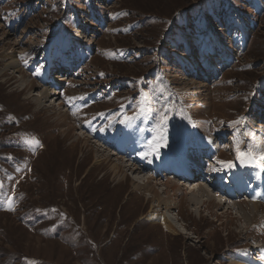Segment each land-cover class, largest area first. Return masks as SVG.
<instances>
[{"label": "rangeland", "instance_id": "rangeland-1", "mask_svg": "<svg viewBox=\"0 0 264 264\" xmlns=\"http://www.w3.org/2000/svg\"><path fill=\"white\" fill-rule=\"evenodd\" d=\"M4 55L20 68L0 78V264H229L239 252L264 264V194L250 192L264 191V0H0V70ZM22 77L34 94H59L39 109ZM130 129L139 153L105 145ZM78 135L92 143L83 149ZM99 147L128 165L124 185L96 162ZM238 149L256 162L238 160ZM157 153L162 168H152ZM218 172L243 173L249 189L231 199ZM148 176L160 192L177 184L170 194L185 208L157 214L189 235L151 228L148 193L132 184ZM200 179L225 208L192 212L187 194ZM253 201L261 209L249 223L237 208L223 214Z\"/></svg>", "mask_w": 264, "mask_h": 264}, {"label": "bare ground", "instance_id": "bare-ground-1", "mask_svg": "<svg viewBox=\"0 0 264 264\" xmlns=\"http://www.w3.org/2000/svg\"><path fill=\"white\" fill-rule=\"evenodd\" d=\"M11 58H8V56H6V55L3 56L2 59H3L4 63H5V65H4L3 69L0 70V78L1 77L5 78V76L8 75L7 74L8 72H10L12 74V75H10V74L9 75L12 76L13 78H14V75L16 73L19 74V68H20V66H19V64L17 63V61L15 59H11ZM51 65H52V63H51ZM53 66H54V64L52 65V68H53ZM43 75H45V73H43ZM47 75L48 74H46L45 77H47ZM60 78H61L60 75L59 76H52L51 77L52 81L55 82V84L59 83L58 80H60ZM16 84L19 86L20 92L22 94L26 95V97H27L26 99L32 100L34 98L32 100V102L35 103L36 106L39 107V109L42 108V107H44V104L46 102L53 101L55 99V97L58 96V94H59V93H57V91L54 90V87L53 86H49L48 88L45 86V88L43 90L41 89V91H39L37 94H34L33 93V89L36 87V86H34L35 84H33V82L31 80L25 79L23 77L20 78V80H18ZM54 92H56V93H54ZM76 111H78V109H76ZM55 114H56L55 117H56V120L57 121H59V122H65L64 120L66 119V115H65L66 113L64 114V112H58V113L55 112ZM70 131L71 132L73 131V127L72 126L70 127V129L68 130V132L66 131V132L63 133V135H64V137L66 139L68 137H70L69 136L71 134ZM94 131H96V130H94ZM129 131H130L129 137L126 138V139H124V140H123V137H120L119 135H118L117 138L116 137H113V136L112 137L110 136L111 140L109 142L107 141L109 138H107V139L104 138L103 140L106 141L105 142V145L108 146V147H113L117 151L118 155H124V153H126V151H127L128 155H132V154H135V153L136 154L139 153L137 151L138 150L139 151L142 150L144 147L141 146V143L139 142L138 137L136 135H134L133 133H131V129ZM99 135H100V136H98L99 138L103 137L102 134H99ZM78 140H79L78 143H80V142L83 141V143H82L83 144V149L86 146H89V144L92 143V140L90 138L85 137L84 135H80V136L78 135ZM74 145H73V148L72 149L75 148ZM120 145H122L121 148L119 147ZM106 146H104V147H106ZM128 148H136V149H133V150H129L128 151ZM83 149H82V152H83ZM100 149L101 150H99V152L103 153L102 154V157L105 158V159H102L101 160L100 157L97 155L95 157L96 158L95 159L96 162L97 163L100 162L101 166H104V164H109L110 163V166H109V169H108L109 172L106 175L108 177H111L113 179L112 180L113 182H118L117 185H116L117 187H120V185L122 186L123 183L127 182L125 169L128 168V165L125 166L123 163H121V159H119V158L117 160H113L112 159V156H114V155H106L107 154V150L106 149H103V148H100ZM66 152H68V151L66 150ZM59 153H60V150H59ZM66 159L68 161V158H66ZM62 160H63V158H62ZM67 161H66L64 167H62V168H65L66 170L68 169V166L70 165V162H67ZM52 162H54V164L57 163L56 161H52ZM159 163L160 162H154V165L152 166V168H156V167L162 168L161 166H159ZM63 164H62V162H60L59 163V166H62ZM65 169H61V170L64 171ZM130 170H132V168ZM136 170H138V169H135V172H136ZM139 170L143 172L142 169L139 168ZM144 170H148L149 171V169H147V168H145ZM59 172H61V171H59ZM234 174L235 173H233V172L231 174H229V178L228 179L230 181H232V182H230V184L233 185L235 187V189H236V195H235L236 197H234L236 199L238 197L240 198V196H241V193H239V189H242L243 190L245 188V186H246V179H245L246 175L243 174V176H241V178H242V180L244 182L243 185H241V184L238 183V182L241 181L240 179L238 180V182H237V179H233ZM215 175L216 176L213 177V179L215 180L214 181V184L219 185L220 182H221V180L219 178L220 172H218ZM150 177L151 176H148V179H146V180H144L142 182L141 181H133L132 184H133V187H134V192H139V194H140L141 193L140 191L143 190L146 193H148L146 195V197H145V201H148L149 203H151V214L147 215L146 217L152 223V227L151 228H155L157 226H161L163 228L164 232L165 233H168V235H171L172 237L181 238V237H183L184 234L189 235L186 229L183 228V230L182 229L178 230L176 228V226H175L176 219H173L174 217L171 218V216L168 217L167 215H162V214L161 215H158L159 213L157 214V212H161V210H165L166 212L169 213V211H170L171 208H173L176 205H178V203L176 201L177 196L175 197V195H177V194H175V193L173 195L170 194V192H175L176 191V188L175 187H177V184L174 183V182H172L171 181L172 178H170V180H167V182H165L164 184H162V186L164 188L163 190H165V191L164 192L163 191L160 192L156 188V186H158V185H155L154 184L155 180L153 178H150ZM165 177H167V175H165ZM105 181L107 182L108 180L106 179ZM207 181L210 182L209 179H207V180L206 179H204V180L203 179H200V180L195 181L194 182L195 183V187L192 189V193L187 194V195H190V197L187 198L188 201L190 202L189 203L190 206L194 207L192 209V212L195 213V215L197 217L201 216V214L203 212V208L206 211L212 212L213 208H217V209L219 207L225 208V206H227L228 203H229L228 202L229 201L228 199H226V198H224L222 196H219V195L215 194L214 192H211V190L205 188L204 186H205V184L208 183ZM210 185H208V186L210 187ZM256 186H257V184H255L254 189H255ZM251 189H253V188L251 187ZM141 194H143V193H141ZM251 194L254 197H258V198H260L261 196H263L264 191H263L261 185H258V187H256V190H254V191L252 190L251 191ZM135 195H137V194H135ZM103 200L104 199L100 200L99 202L100 203L101 202L103 203ZM104 202H105V204H108V203H106L107 200H105ZM183 202H184V204H183ZM230 202H232V201L230 200ZM254 202L255 201H253V204L251 203V206L248 204L246 209L243 206H241L240 203H233L232 207H230V205H229V207L226 208V212L223 213V214H227L228 212H232L233 208L235 210L237 208V210H236L237 211V213H236L237 214V217L239 219L243 220L245 223H249L251 221V218L253 217V215L257 214L258 210L261 209V206L256 205ZM180 203L181 204L178 205V208L179 209H183V207L185 208V200L181 201ZM161 239H162V237H161ZM155 240H156V238L154 239V241ZM188 240H189V238H188ZM156 241H158V240H156ZM161 241H160V243H161ZM146 243H149V242H146ZM162 246H163V244H162ZM152 247H153V245H152ZM160 253L162 254V252H160ZM245 253L246 252H244V253L243 252H239V253L234 254L233 256L229 257V264H261V263H256V262H260V261H257V257L251 258V256L249 257ZM174 261H175V259H174ZM162 263H163V260H162Z\"/></svg>", "mask_w": 264, "mask_h": 264}, {"label": "snow or ice", "instance_id": "snow-or-ice-1", "mask_svg": "<svg viewBox=\"0 0 264 264\" xmlns=\"http://www.w3.org/2000/svg\"><path fill=\"white\" fill-rule=\"evenodd\" d=\"M131 119V118H129ZM243 118H241L242 120ZM241 120H238V121H235L234 123L236 124H239L241 122ZM165 122H166V118H165ZM161 139H164L163 137H161ZM33 141H29V143H32ZM34 143L36 145H39V141H34ZM166 146V144H165ZM157 147H159V144L157 145ZM238 151V155H237V159L238 160H241L242 162L245 160V159H250L251 162L255 163L256 162V156L255 154H253L251 152V150H248V151H245V152H241L239 149L237 150ZM261 159H264V155H261L260 157ZM229 167H232L233 165L229 163L228 165ZM3 185L2 183H0V189H2ZM9 210H15L14 208H10Z\"/></svg>", "mask_w": 264, "mask_h": 264}]
</instances>
